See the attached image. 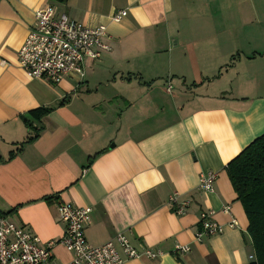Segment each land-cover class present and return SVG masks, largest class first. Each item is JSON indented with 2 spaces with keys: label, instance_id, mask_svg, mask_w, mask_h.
Returning <instances> with one entry per match:
<instances>
[{
  "label": "crops",
  "instance_id": "crops-1",
  "mask_svg": "<svg viewBox=\"0 0 264 264\" xmlns=\"http://www.w3.org/2000/svg\"><path fill=\"white\" fill-rule=\"evenodd\" d=\"M48 5L107 27L110 50L87 59L83 77L53 83L19 66L35 10ZM41 108L50 111L31 114ZM262 134L264 0H0V213L43 244L65 232L63 201L92 208L90 244L122 233L162 252L122 264H251L226 166ZM210 172L218 176L206 192L199 182ZM175 193L189 202L183 215L169 204ZM208 209L223 229L198 241ZM53 255L72 258L61 243Z\"/></svg>",
  "mask_w": 264,
  "mask_h": 264
},
{
  "label": "built area",
  "instance_id": "built-area-1",
  "mask_svg": "<svg viewBox=\"0 0 264 264\" xmlns=\"http://www.w3.org/2000/svg\"><path fill=\"white\" fill-rule=\"evenodd\" d=\"M126 14L127 10H119L111 15V20L119 22ZM107 37L105 25L89 26L74 21L48 5L35 10L34 25L18 50V63L34 79L59 83L66 76L83 77L86 60L98 59L103 52L110 50L105 40ZM172 88L168 82L167 91ZM217 176L215 172L202 175L199 188L213 191ZM169 204L177 215H183L189 202L180 201L175 193L170 196ZM58 210L60 220L65 223V232L61 239L49 241L46 245L37 234L0 213V264H59L53 255L57 243L72 254L66 264H122L129 259L156 258L162 254L160 250L137 248L122 233L106 243L92 245L85 236V229L91 223L92 208L62 201ZM229 210V205L223 207L224 212ZM199 225L198 241L205 236L217 235L223 229L210 209L201 211ZM189 249L187 245H177L175 253H185Z\"/></svg>",
  "mask_w": 264,
  "mask_h": 264
},
{
  "label": "trees",
  "instance_id": "trees-1",
  "mask_svg": "<svg viewBox=\"0 0 264 264\" xmlns=\"http://www.w3.org/2000/svg\"><path fill=\"white\" fill-rule=\"evenodd\" d=\"M53 1L64 3L67 0ZM49 111L48 108H41L31 111V114L39 117ZM23 120L27 127H33L26 117ZM38 134L39 130H36L35 137L29 140ZM226 170L249 222L248 233L256 256L251 264H264V134L232 159Z\"/></svg>",
  "mask_w": 264,
  "mask_h": 264
},
{
  "label": "rangeland",
  "instance_id": "rangeland-1",
  "mask_svg": "<svg viewBox=\"0 0 264 264\" xmlns=\"http://www.w3.org/2000/svg\"><path fill=\"white\" fill-rule=\"evenodd\" d=\"M58 14H62V13H60V12H58ZM65 14V13H64ZM72 76V75H71ZM75 76V75H74ZM78 77V76H77Z\"/></svg>",
  "mask_w": 264,
  "mask_h": 264
}]
</instances>
